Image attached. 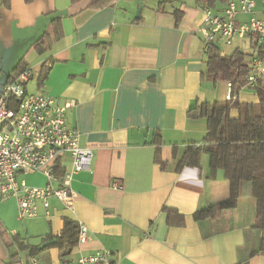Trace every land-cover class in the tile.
<instances>
[{"label": "crops", "instance_id": "obj_1", "mask_svg": "<svg viewBox=\"0 0 264 264\" xmlns=\"http://www.w3.org/2000/svg\"><path fill=\"white\" fill-rule=\"evenodd\" d=\"M228 1L237 0L212 9L218 13ZM8 3L0 0V92L25 64L35 76L29 94L44 81L59 105L74 102L67 124L80 133V145L92 150L93 160L90 170L73 177L72 210L51 198L48 215L38 203V218L21 222L15 199L0 202V264H30L33 256L39 264L71 263L102 250L118 264H264V255L257 254L263 234L254 228L257 201L249 188L236 208L197 221V211L229 199V182L222 173L206 179L205 156L199 168L177 170L187 147L201 145L207 135L199 107L227 101L231 91L230 83L206 75L208 58L198 32L205 5L144 0L137 16V0ZM44 34L42 45H48L39 53ZM236 52L248 64L260 53L258 41L239 42L222 55ZM238 101L259 99L255 90L243 88ZM230 115L239 114L233 109ZM63 165L70 169L68 156ZM25 181L47 185L41 175ZM164 208L184 225H170ZM66 219L88 228L87 243L78 242L66 256L58 248L43 249L61 237Z\"/></svg>", "mask_w": 264, "mask_h": 264}, {"label": "built area", "instance_id": "obj_2", "mask_svg": "<svg viewBox=\"0 0 264 264\" xmlns=\"http://www.w3.org/2000/svg\"><path fill=\"white\" fill-rule=\"evenodd\" d=\"M202 11L198 32L205 50L217 47L222 54L239 42L253 38L258 41L260 53L250 58L245 86L255 90L258 82L264 83V0L228 1L218 13L207 6ZM239 16H247L248 20L241 23ZM34 78L33 72L26 69L0 92V202L15 199L21 222L38 218V203L48 215L51 198L72 210L77 199L71 188L73 177L90 170L93 160L92 150L80 145V133L67 124V112L74 108V102L59 105L45 91V85L29 94L27 87ZM66 156L71 160L68 171L63 165ZM32 175L44 176L46 187L29 186L25 178ZM87 241L88 228L80 225L79 243ZM30 264L39 263L33 257ZM62 264L118 263L111 252L102 250Z\"/></svg>", "mask_w": 264, "mask_h": 264}, {"label": "trees", "instance_id": "obj_3", "mask_svg": "<svg viewBox=\"0 0 264 264\" xmlns=\"http://www.w3.org/2000/svg\"><path fill=\"white\" fill-rule=\"evenodd\" d=\"M9 0H4L7 7ZM33 0H25L31 3ZM205 6L213 8L217 2L227 0H199ZM177 18L179 13L176 12ZM57 23V22H56ZM56 35L58 23L55 25ZM37 43V51L43 53L44 38ZM47 40V39H46ZM207 53L206 75L213 82L225 81L231 84L230 98L224 102L202 104L197 110V116L207 121V135L201 145H189L182 162L178 165V172L185 168H199L202 158L208 159L209 174L206 179L216 180L220 173L229 182L230 197L228 200L199 210L194 214L197 221L215 219L224 210L234 209L243 194L245 188H249L257 201V216L254 228L262 232L260 248L257 254L264 255V83L258 82L255 91L259 102L257 104H243L238 101L240 91L245 88L249 74L246 55L236 52L232 57H225L217 47H210ZM25 70V64L16 68V74L10 82ZM44 81L40 84L41 87ZM40 87V88H41ZM238 111V118L231 117V111ZM157 142V140H156ZM156 162H159L158 155ZM59 176H63L60 170ZM168 215L170 225L183 226L184 222L172 221L176 212L163 209ZM64 231L59 238H51L43 249L58 248L64 251L66 256L71 248L79 242L80 225L66 219ZM35 248L32 249V253ZM34 257V256H33Z\"/></svg>", "mask_w": 264, "mask_h": 264}, {"label": "water", "instance_id": "obj_4", "mask_svg": "<svg viewBox=\"0 0 264 264\" xmlns=\"http://www.w3.org/2000/svg\"><path fill=\"white\" fill-rule=\"evenodd\" d=\"M143 2H144V0H137V4L139 6V10L137 12V16H138V14L140 13V11H141V9L143 7Z\"/></svg>", "mask_w": 264, "mask_h": 264}, {"label": "rangeland", "instance_id": "obj_5", "mask_svg": "<svg viewBox=\"0 0 264 264\" xmlns=\"http://www.w3.org/2000/svg\"><path fill=\"white\" fill-rule=\"evenodd\" d=\"M29 85H30V86H29V90H30V91H33V90H34V80L31 81Z\"/></svg>", "mask_w": 264, "mask_h": 264}]
</instances>
